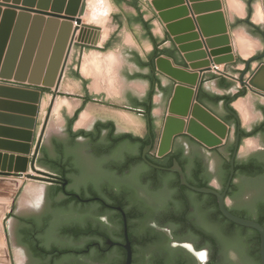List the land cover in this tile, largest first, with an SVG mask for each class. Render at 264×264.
Masks as SVG:
<instances>
[{
  "label": "water",
  "instance_id": "1",
  "mask_svg": "<svg viewBox=\"0 0 264 264\" xmlns=\"http://www.w3.org/2000/svg\"><path fill=\"white\" fill-rule=\"evenodd\" d=\"M115 1L126 14L133 33L148 56L147 60L141 59L135 49L123 45L120 55L125 64L118 70L125 83L122 91L125 111L138 115L144 122V138L122 133L116 129L113 122L104 119L96 120L89 129L73 131L72 128L87 103L85 101L73 117H69L66 108L63 107L61 112L65 124L62 131L43 141L53 108L52 104L38 137L41 103L45 94L55 95L65 76L75 46L95 45L98 42L97 37L89 39V36L98 32L100 28L83 22L87 0H0V91L20 98L22 102L20 105L26 111V116L22 118L23 127L0 126V131L7 129L12 133V141L6 143L11 146L9 151L11 155L4 157L10 159V166L7 170L0 169V178H17L16 181L0 179L1 184H7L8 193L2 196L7 202L4 210H9L5 219V213L0 215V222L4 220V225H0L2 246L0 254L3 255L0 261L3 264H26L28 257L16 242L20 231H24L22 222L31 220L33 213L46 201L51 200L52 204L55 200L56 204L63 206H68L71 201L65 195L62 186L27 181L37 179L36 162L37 167L62 177L71 175L73 184L69 190L73 192L83 195L97 194L105 182L109 187L119 186L124 189V184H131L132 180L124 177L122 182V178L117 177L118 171L122 173L124 170L122 153L135 151L128 155L127 159L130 160L140 157L143 146L153 133L156 140L152 139L151 144L146 146L142 153L145 163L158 170L177 173L181 186L188 188L185 190L188 195L206 194L217 197L221 214L240 226L237 228L239 232L235 230L232 232L234 251H230L228 255L230 263L257 264L258 260L252 253L256 249L255 241H252L251 246L247 245L244 240L245 234L241 231L243 228H249L260 235V259L264 264V226L254 220L235 216L226 206V196L236 173V161L239 164H246L253 159L262 162L256 154L264 156V130L254 136L242 138L243 132L252 133L263 129L264 122L253 123L252 131L248 132L247 128H242L240 114L231 106L232 101L238 97H245L248 90L264 95V24L255 25L250 21L254 13L252 4L259 0H225L231 30L238 28L245 30L249 35L259 39L263 45V50L257 51L248 61L233 53L225 14L220 12L223 8L221 2L216 3V14L197 20L201 26V35L206 39L203 43L199 41L200 34L196 33L191 21H187L188 34L183 35L185 33L180 28L182 24L171 23L161 1L154 0L151 5L147 0ZM3 7L6 8L4 12L1 10ZM152 8L157 12V16ZM158 18L165 24L171 37ZM210 19H220L221 29L218 33H211L203 26V21ZM203 49H207L209 53ZM160 54L170 58L163 56L156 58ZM154 58L157 70L173 82L155 71ZM207 58H211L212 61H207ZM254 62L261 63L252 71ZM212 64L214 66L225 64L224 71L240 78L239 83L210 72ZM248 71L251 75L246 81L245 75ZM5 82H14L19 86H9ZM173 84V97L161 139L158 141ZM198 101L228 123L230 130L228 124ZM253 105L256 111L261 110L264 114V105H261L260 100ZM187 135L209 149H216L207 150ZM109 136L121 144L126 142L123 140L124 136H131L139 141L134 142L135 147L127 144L118 147L117 157L119 159L122 156V161L119 165L115 164L112 171L106 170V166L103 167L101 164L102 155L107 148L106 139ZM35 141L36 147L32 153ZM226 141V145L223 146ZM153 149L156 150L158 158H164L173 151L185 163L193 161L191 152H194L197 164L190 168L192 173L197 168L204 170L208 167L207 175L212 185L216 187H220L225 180L223 173L225 162L230 159V175L224 191L221 192L215 187H196L190 184L177 160H174L171 168L153 164L147 159V154ZM116 153L112 156L114 157ZM1 157L0 154V159ZM22 178L27 179L23 186ZM87 182L98 186L89 189ZM260 182H262L260 177L254 179L246 186L249 188L246 191H250L252 185L258 186ZM241 183L244 188V180ZM66 185L67 181L64 186ZM258 198L256 194L242 192L236 195L234 200H230L229 204L236 210H245L248 207H255ZM25 231L31 233L28 229ZM125 233L128 240L125 264H132L127 227ZM45 240L48 241L47 236ZM54 249L52 245L45 247L47 251Z\"/></svg>",
  "mask_w": 264,
  "mask_h": 264
},
{
  "label": "flooded vegetation",
  "instance_id": "2",
  "mask_svg": "<svg viewBox=\"0 0 264 264\" xmlns=\"http://www.w3.org/2000/svg\"><path fill=\"white\" fill-rule=\"evenodd\" d=\"M152 139L156 140L153 133L146 146L151 144ZM106 144L101 161L106 170L112 171L115 164L119 165L122 156L124 167L131 162L127 157L135 151L122 153L119 159L116 152L122 144L135 147L133 142L121 144L109 136ZM143 151L141 160L138 156L132 160L128 170L118 171L117 177H121L122 182L124 177L132 180L131 184L123 183L124 189L109 187L105 182L99 193L83 195L69 190L73 184L71 175L60 178L58 182L71 199L69 205L56 204L55 200L52 204L51 200L46 201L33 213L31 220L22 222L23 230L28 229L31 233L20 231L19 237H16L17 245L28 257L26 264H125L128 256L126 227L132 264H233L229 262L228 255L234 251L232 232L235 224L221 214L217 197L175 192L177 184L182 190L188 189L181 186L179 175L150 167L142 159ZM195 156L191 152L193 161L185 163L173 151L164 158H158L153 149L147 154V159L163 168L173 167L174 160H177L192 184L188 177L195 174V170L192 173L190 169L197 164ZM217 156L222 158L220 154ZM256 156L264 164V156ZM226 171L225 167V176ZM208 172V167L203 170V174ZM260 178L262 182L258 186L252 185L250 191H246V186L256 178L235 173L226 196L229 212L241 218L248 215V219L258 222L264 212V174ZM226 183L223 181L220 187H216L209 182L208 187L223 192ZM86 184L89 189L98 186L91 182ZM242 192L258 195L255 207L236 210L229 204ZM245 229L244 240L251 246L253 240L260 239V235L253 229ZM50 245L55 249L45 250Z\"/></svg>",
  "mask_w": 264,
  "mask_h": 264
},
{
  "label": "crops",
  "instance_id": "3",
  "mask_svg": "<svg viewBox=\"0 0 264 264\" xmlns=\"http://www.w3.org/2000/svg\"><path fill=\"white\" fill-rule=\"evenodd\" d=\"M147 1L151 5V2L154 0ZM155 1H161L163 3L164 12L169 14V20L171 21V23L182 24L180 28L181 31L185 33L183 35L188 34L186 31L187 21H191L192 25L196 28V33L200 34L201 38L199 41H202L203 43L206 41V39H204L201 35V26L199 25V22L197 20L216 14V3L221 2L223 8L220 12H223L225 14V19L227 21L231 39L230 46L233 49V53L236 56H239L242 60L248 61L256 55L257 51L263 50L261 41L256 37L249 35L245 30L239 28L234 31L231 30L225 0ZM252 7L254 9V13L252 14L250 21L255 25L264 24V0H259L253 3ZM2 9L4 10L6 8L3 7ZM153 11L157 16V12L154 9ZM159 21L161 22L160 19ZM83 22L91 23L95 27L100 28L98 32H94L93 35L89 36V39H95V37H97L96 41L98 42L95 45L78 44L75 46L70 56L66 73L61 82L59 90L55 92L54 96L46 93L42 100L41 115H44L45 118L47 108L51 109V105L53 104V108L51 110L52 113L53 109L55 108L53 133L59 134L65 124V120L61 112L62 108H66L67 115L69 117H73L75 113L83 106L85 101H87L84 109L80 113L74 127L72 128L73 131L89 129L91 126H93L96 120L104 119L113 122L116 129L121 131L122 133L129 134L137 138H144V122L138 115L129 111H125L124 103L122 101V91L124 90L125 83L118 74L119 68H121L125 64V60L120 55V49L123 45L135 49L139 53L141 59L147 60L148 58L142 45L133 33L126 14L123 12V10L115 0H107L106 2L105 0H89L87 12L85 14V17L83 18ZM161 24L165 31L168 33L165 24L162 22ZM203 26L205 27V29H209L211 33H218V31L221 29V21L220 19H210L209 21H203ZM205 50L207 51V53H209L207 49H203V51ZM160 56L170 58L169 56L164 54H160L156 58ZM156 58H154L155 71L171 80L169 77L165 76L157 70L155 62ZM207 61H212V59L207 58ZM260 63L261 62H254L251 68L252 71L257 69ZM225 66V64L220 66H214L212 64V70L210 72L223 76L221 75V73H227L224 71ZM227 75H229V77H223L239 83L240 78H237L229 73H227ZM250 75V71H248L245 75L247 78L246 81L249 80ZM5 84L9 86H19L14 82H5ZM173 93L174 84L172 93L168 99L158 141H160L161 139ZM259 100L261 105H264V95L259 94L256 91L248 90V93L245 94V97L240 96L231 103V106H233V108L240 114L242 128H247L248 132L252 131L253 123H257L258 121H260V123L264 122V114L261 110L256 111L253 105ZM20 103H22L20 98H15V96L11 93L0 91V126H3L5 128L24 126V121L22 120V118L26 116V111L25 108L20 105ZM200 104L211 113L215 114L224 123H226L214 111H212L202 103ZM41 115L39 118L40 126L38 137L46 121V118L41 120ZM50 122L51 121L49 120L47 128L49 127V125H51ZM228 126L230 130V125L228 124ZM11 137L12 133L8 132L7 129L0 131V141H4L0 142V154L2 155L0 159V169L7 170L10 166V159H5L4 157L5 155H11L9 154L11 146L6 144L8 141H12ZM189 137L192 138L191 136ZM45 138H48L47 129L43 141ZM192 139L207 150L216 149H209L194 138ZM226 143L227 141L223 146H225ZM35 147L36 141L34 143L32 153L34 152ZM31 157L32 155L30 156V159ZM36 169L38 170V174H36L37 179L27 180L25 178H22V186L26 180L47 185L61 186V184L58 182L59 179L62 178L61 175L37 167V162ZM0 179H9L16 181L17 178L9 177ZM0 189H4L6 190L5 193H8L7 184L0 183ZM11 205L13 204H10V206ZM8 212L9 210L5 211L4 219ZM1 224L4 225V220L1 222ZM5 236L7 239V235Z\"/></svg>",
  "mask_w": 264,
  "mask_h": 264
},
{
  "label": "trees",
  "instance_id": "4",
  "mask_svg": "<svg viewBox=\"0 0 264 264\" xmlns=\"http://www.w3.org/2000/svg\"><path fill=\"white\" fill-rule=\"evenodd\" d=\"M242 95V93L240 94ZM238 95V96H240ZM233 110V109H232ZM234 111V110H233ZM235 112V111H234ZM264 130L260 129L256 132H252V133H245L243 132L242 138L244 137H251L256 135L257 133H262ZM241 138V139H242ZM123 140L125 141H130V142H139L137 139L131 137V136H124ZM146 144L143 146L142 151L144 150ZM141 151V152H142ZM233 152V149L231 150V154ZM139 160H141V155L139 157ZM226 161V160H225ZM226 163V176H225V183L228 181L229 175H230V159H227ZM132 164V160L131 162H129L125 167H124V171L128 170L131 167ZM235 169H236V175H241L243 177H255L258 178L260 176H262L264 174V164L262 162H259L258 160H251L246 164H239L236 161V165H235ZM188 178H190V182L192 183V185L196 186V187H208L210 179L209 176L206 174H203V169L202 168H197L195 170V174L193 176H189ZM175 192H179V193H185V190H187L186 188H184V190H182L180 188V185L177 184V186H175ZM243 218L245 217V219H248V217L246 215L242 216ZM258 223H260L262 226L264 225V212H262L261 217L258 220ZM239 226L234 225V230L235 232H239L237 230ZM247 230L245 228H243L241 231L243 233H245L244 231ZM256 244V249L255 251H253V255L255 256V258H257L258 262L257 264H261V260H260V239L258 237L257 241H255ZM252 245V244H251Z\"/></svg>",
  "mask_w": 264,
  "mask_h": 264
},
{
  "label": "rangeland",
  "instance_id": "5",
  "mask_svg": "<svg viewBox=\"0 0 264 264\" xmlns=\"http://www.w3.org/2000/svg\"><path fill=\"white\" fill-rule=\"evenodd\" d=\"M107 0H105V2H106ZM88 2H89V0H87V5H86V7H85V11H84V16H83V18L85 17V14H86V12H87V7H88ZM3 12L5 11V9L3 10V9H1ZM93 25V24H92ZM55 109V108H54ZM53 109V111H52V113H51V115H50V118H49V120L51 121L50 123H51V125H49V127L47 128V131H48V137L49 136H51V135H53L54 133H53V131H54V126H53V121H54V110ZM50 110V108H47V112L45 113V118H47L48 117V111ZM44 118V115L42 116L41 115V120L42 119H45ZM6 192V190H4V189H0V215H3L4 213H5V211L6 210H4V207H5V205H7V202L5 201V199H4V197L2 196V195H7V193H5ZM0 225H1V222H0ZM2 246H0V248H1ZM1 257H3V255H1L0 254V258ZM0 264H3V262L2 261H0Z\"/></svg>",
  "mask_w": 264,
  "mask_h": 264
},
{
  "label": "built area",
  "instance_id": "6",
  "mask_svg": "<svg viewBox=\"0 0 264 264\" xmlns=\"http://www.w3.org/2000/svg\"><path fill=\"white\" fill-rule=\"evenodd\" d=\"M221 75H223L225 77H229V75H227V73H221Z\"/></svg>",
  "mask_w": 264,
  "mask_h": 264
},
{
  "label": "bare ground",
  "instance_id": "7",
  "mask_svg": "<svg viewBox=\"0 0 264 264\" xmlns=\"http://www.w3.org/2000/svg\"><path fill=\"white\" fill-rule=\"evenodd\" d=\"M89 24H91V23H89Z\"/></svg>",
  "mask_w": 264,
  "mask_h": 264
}]
</instances>
